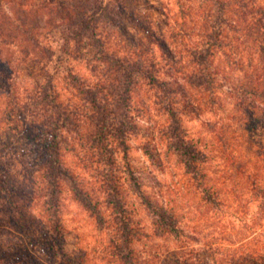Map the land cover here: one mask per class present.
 <instances>
[{"label": "trees", "instance_id": "16d2710c", "mask_svg": "<svg viewBox=\"0 0 264 264\" xmlns=\"http://www.w3.org/2000/svg\"><path fill=\"white\" fill-rule=\"evenodd\" d=\"M198 3L192 25L181 9L184 20L160 34L149 16L131 11L145 40L128 32L122 0H0V53L4 47L8 52L0 60V113L12 123L16 141V155L7 161L16 156L24 195L38 211L9 198L11 218L28 249L44 258L9 254L0 246V264H86L63 250L65 190L107 234L117 264H139L136 244L149 238L131 196L149 215L153 236L180 242L179 251L170 252L174 263L264 264L258 228L264 221V3ZM71 61L83 63L87 73ZM22 63L38 71L22 76ZM206 113L219 117L203 119ZM187 118L200 120L214 140L192 135ZM133 148L141 150L150 172L173 161L200 219H215L230 206L223 186L231 182L236 202L243 201L241 194L244 206L257 208L251 224L236 229L228 220V230L219 229L207 249L196 248L190 241L200 238L186 232L184 215L163 200L162 182L156 178L157 190L148 188L144 169L132 164ZM216 160L219 176L212 168ZM81 167L91 181L77 171ZM0 170H7L1 161ZM10 181L0 173V198L10 197ZM208 247L211 259L202 258Z\"/></svg>", "mask_w": 264, "mask_h": 264}, {"label": "rangeland", "instance_id": "374dc122", "mask_svg": "<svg viewBox=\"0 0 264 264\" xmlns=\"http://www.w3.org/2000/svg\"><path fill=\"white\" fill-rule=\"evenodd\" d=\"M107 1L110 0H104V2ZM122 1L125 7L129 10V12L125 14V22L127 23L128 32L136 38L147 40L140 29H138L134 19H131V16L134 13L141 14L143 16H149V18L154 22L152 25H154L157 33H159L161 29L163 32H168L171 29L174 20H184V17H182V13L180 12L181 9H186L188 11L189 15L186 16L185 19L187 22H190V25H192L190 18H194L196 16L194 13L195 8L199 5L198 2L202 0ZM257 1L264 3V0ZM9 4L10 7H12V3ZM4 7L7 8L5 3ZM131 11H133V14H131ZM164 21H167V28L163 27ZM146 23L147 22L145 21V24ZM7 53L8 52L4 47L2 49V53H0V60H6L5 57L7 56ZM71 65L77 67L82 73H87L83 63L71 61ZM19 68L22 70V76H25V71H32L33 73L38 71L36 68L32 67L30 64L28 65L27 63L20 64ZM228 108L230 107L227 106V109ZM222 114L225 113L222 112ZM152 116L154 121L159 122L160 117L158 114L156 115V113L152 112ZM218 117L219 113L216 115L212 113H206L202 118L216 120ZM185 124L188 131L194 136L199 135L202 137V141L208 142V140L213 139L212 134L207 132L205 126L200 120L187 118ZM11 125L12 123L7 122L6 115L0 113V161L2 162L4 168H7L5 171L0 170V173L2 172L3 175L8 176V179L11 180L8 186H13V190L10 189V197L0 198V246H2L9 254L13 253L14 251H19L24 255H27L29 259L36 258L38 260H44L41 254L34 250L28 249L27 240L24 233L14 225L11 218L13 212L11 211L9 198L16 202L19 206L26 209L29 208L33 214H38L37 208H35L27 196L24 195V187L21 185L22 180L19 174V169H17L21 168V166H13L15 164L14 161H16V156L13 157L14 161H7L8 159H12V155H16L15 150H13V147H11V144H16V141H13L15 138L12 136V130L8 129V127ZM259 136L262 138V141H264V131H260ZM137 141H139V138L133 139L132 144H136ZM233 146H235L236 149L237 145ZM130 157L134 166L144 169L145 173L143 175V179L148 188H152L153 182L156 180V178L162 182L164 185L162 194L163 200L170 206H174L177 212L184 215L183 225L186 229V232L197 234V236L200 238L198 243H195L194 240L190 241V244L196 248L197 246H201V248L206 247L207 249L208 244L206 241H211L213 243V236H217L219 229L228 230L230 225H233V227L235 226V228L238 229L239 226L244 223V221L245 224H251L252 218L256 214L257 208L254 204H247L244 206L247 198L241 194L239 196L243 201L238 204V202H236V198L231 195L232 193L228 189V185L231 184V182L226 180V185L223 186V189L225 190L224 192H227L230 195L228 197L230 206H225L222 210L218 211L219 214H217V217H221L220 221H218L217 217L215 219H208L207 221L203 218H198V216L195 214L196 212L194 213L192 205L194 200L190 191L187 190L188 188L186 187V179L183 177L181 170L173 165L174 163L172 160H169L170 164L167 162L166 167L162 171L153 169V171L150 172L146 168L148 162L141 150L133 148L130 151ZM67 159L72 165L74 161H77L72 152L67 153ZM24 160L26 159L24 158ZM218 165L219 162L216 160L212 167L216 170L215 173L217 176H219V167H217ZM9 169H12L11 172H8ZM77 171L83 172V177L86 181H91L88 170L82 168L78 169ZM230 187H232V185H230ZM154 188L157 190V187ZM166 189H168V191H166ZM130 198L132 208L135 210L134 215L137 219H139V222L145 226V229L149 234V238L136 244L138 253L140 255L138 261L139 264H176L174 263V257L171 255V253L174 251H179L180 242L171 239L156 238L153 236L149 215L133 196ZM61 204L62 218L67 230L66 240L63 245V250L66 256L73 259L74 261H80L81 259H84L86 264H117L112 260V257L109 253L107 234H105L104 231H100L96 228L93 219L90 218L88 213L74 200L69 190L62 192ZM242 219L244 220L241 222ZM227 221L229 226L226 225L225 228ZM261 222L262 227L259 226L258 228L261 230L260 232H264V221ZM209 248L210 247H208L207 253H202V258L208 256L207 258L211 259L212 256L210 255V251L212 249Z\"/></svg>", "mask_w": 264, "mask_h": 264}]
</instances>
